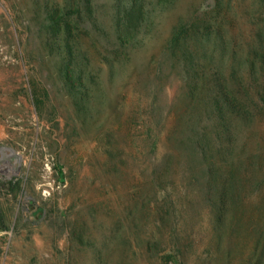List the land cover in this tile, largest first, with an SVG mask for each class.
Instances as JSON below:
<instances>
[{
    "label": "rangeland",
    "instance_id": "obj_1",
    "mask_svg": "<svg viewBox=\"0 0 264 264\" xmlns=\"http://www.w3.org/2000/svg\"><path fill=\"white\" fill-rule=\"evenodd\" d=\"M72 1L0 0V160L10 149L22 156L18 173L13 155L11 164L1 166L0 264H39L35 225L50 227L56 264H264V230L238 229L219 243L206 213L194 226L159 228L155 215L128 208L127 190L107 172L108 131L131 139L136 130L112 122L102 99H128V115L135 99H152L144 86L152 78L148 60L159 54L193 5L205 9L219 0H175L158 8L145 45L114 66L98 59L108 51L92 46L99 32L90 29L96 22L114 44L112 0H90L94 15H85L83 29L91 34L77 42L96 77H85L88 91L81 100L64 83L65 53L58 45L50 48L44 28L48 9ZM80 1L85 8L89 0ZM221 1L224 8L229 5L223 15L231 22L226 26L239 57L258 49L264 0ZM260 77V83H252L254 99H259L257 91L264 93V74ZM172 81L163 99H172L182 84Z\"/></svg>",
    "mask_w": 264,
    "mask_h": 264
},
{
    "label": "trees",
    "instance_id": "obj_2",
    "mask_svg": "<svg viewBox=\"0 0 264 264\" xmlns=\"http://www.w3.org/2000/svg\"><path fill=\"white\" fill-rule=\"evenodd\" d=\"M174 1L112 0L114 44L90 22L99 32L92 46L108 51L98 59L114 66L144 46L152 15ZM80 2L48 9L44 28L50 48L58 45L65 53L64 83L81 100L88 91L85 77L96 76L77 42L91 34L83 29L84 17L91 19L94 8L90 0L85 8ZM227 8L221 0L205 9L193 5L159 54L148 60L152 78L144 86L152 99H135L132 115L128 99H102L112 122L136 130L131 139L113 129L105 138L107 172L127 190L128 208L155 215L157 227L173 231L181 224L196 225L206 213L219 243L238 229L264 230V93L257 91L259 99L250 93L264 74V28L258 49L239 57L226 26L231 22L223 15ZM175 79L182 84L172 99H163ZM254 214L260 219L254 221Z\"/></svg>",
    "mask_w": 264,
    "mask_h": 264
},
{
    "label": "crops",
    "instance_id": "obj_3",
    "mask_svg": "<svg viewBox=\"0 0 264 264\" xmlns=\"http://www.w3.org/2000/svg\"><path fill=\"white\" fill-rule=\"evenodd\" d=\"M35 234L33 235L34 242L37 246V252L39 255V264H52V256L54 254V249L52 246V241L49 239V226L48 225H35ZM43 233V234H41ZM56 264V262H55ZM58 264H63L58 261Z\"/></svg>",
    "mask_w": 264,
    "mask_h": 264
},
{
    "label": "flooded vegetation",
    "instance_id": "obj_4",
    "mask_svg": "<svg viewBox=\"0 0 264 264\" xmlns=\"http://www.w3.org/2000/svg\"><path fill=\"white\" fill-rule=\"evenodd\" d=\"M12 155L17 157L16 154L6 155V156H4V158H3V160L1 162L3 164H5V163H10L11 164L10 158H11ZM20 169H21V164H19V162H18V165L13 168V171L18 173V172H20ZM0 171H3L1 166H0Z\"/></svg>",
    "mask_w": 264,
    "mask_h": 264
},
{
    "label": "water",
    "instance_id": "obj_5",
    "mask_svg": "<svg viewBox=\"0 0 264 264\" xmlns=\"http://www.w3.org/2000/svg\"><path fill=\"white\" fill-rule=\"evenodd\" d=\"M7 151H8L7 154H4V153L1 154L2 159L0 160V166H2V164H3L1 161L3 160L4 156L10 155V154H17L14 149H10ZM17 157H18L19 164H22V156L17 154Z\"/></svg>",
    "mask_w": 264,
    "mask_h": 264
}]
</instances>
